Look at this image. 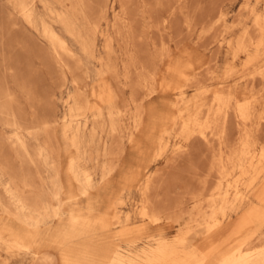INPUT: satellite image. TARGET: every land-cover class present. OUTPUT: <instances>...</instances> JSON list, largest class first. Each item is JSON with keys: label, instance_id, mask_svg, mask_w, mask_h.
I'll use <instances>...</instances> for the list:
<instances>
[{"label": "bare ground", "instance_id": "bare-ground-1", "mask_svg": "<svg viewBox=\"0 0 264 264\" xmlns=\"http://www.w3.org/2000/svg\"><path fill=\"white\" fill-rule=\"evenodd\" d=\"M243 10L247 11V19L234 26L227 25L225 13L203 23L199 34L219 31L213 41L217 39L221 48H227L229 59L222 66L216 60L213 65L209 61L211 67L207 66L206 72L183 73L178 105L172 108L175 115L166 119L168 127L164 129L159 122L144 120L134 100H125L116 89L109 105L100 102L92 110L80 72L64 66L73 75L83 100L66 115L68 124L60 144L55 143L54 148L49 140L45 146L34 148L26 142V134L16 130L12 137L23 151L19 168L6 178L10 162L0 166V183L9 201L6 204L0 200V206L13 216L6 221L0 218V249L7 257L0 264H10V258L19 255L47 260L45 249L49 247L38 241L37 230L47 221L60 219L70 203L91 197L96 179L105 189L110 188L109 181L126 167L129 152L134 153V163L122 187L141 194L142 218L155 224L173 220L175 211L182 206L168 202L171 209L166 211L164 198L169 199L172 192L180 189L190 195L194 208L187 224L174 237L160 234L140 247L125 225L127 220L123 221L116 211L112 196H101L106 207L93 215L88 230L97 225L105 232L110 226H120L117 236L127 242V247L120 243L96 247L93 255L97 264H264V6L260 10L259 6L245 5ZM81 20L61 17V23L93 55L94 28L88 23L87 32L79 29L76 24ZM163 25L168 29L170 21L165 20ZM187 25L196 30L192 22L187 21ZM45 34L56 54L76 58L56 31L46 29ZM112 44V40L108 42L107 59L102 61L105 75L116 67ZM131 54L127 69L134 67L136 73L129 84L150 98L158 91L156 80ZM151 63L156 64L157 58L153 57ZM143 111L148 113L144 108ZM172 138L178 143L165 164L155 168ZM50 149L56 154L53 161ZM43 179V186L39 185ZM27 188L32 196L26 194ZM182 215L183 211L175 223H180ZM70 234L69 239L82 235L76 229ZM70 245L64 248L67 252L81 251ZM64 264L84 262L80 256L68 258Z\"/></svg>", "mask_w": 264, "mask_h": 264}, {"label": "rangeland", "instance_id": "rangeland-1", "mask_svg": "<svg viewBox=\"0 0 264 264\" xmlns=\"http://www.w3.org/2000/svg\"><path fill=\"white\" fill-rule=\"evenodd\" d=\"M245 5L250 8L259 6L262 10L264 0H0V166L10 162L6 178L18 170L23 154L12 137L14 131L24 132L26 142L34 148L45 146L49 140L57 148L55 145L60 144L62 133L68 124L66 115L83 100L73 81V75L64 66L80 72L86 94L91 98L92 110L100 102L109 105L113 90L116 89L125 100H134V105L144 120L159 122L161 129L167 128L165 121L175 115L172 108L178 105V89L183 73L187 70L203 72L207 66L211 67V63L215 64V60L222 66L229 59L226 56L227 48H221L217 39L213 41L219 31L211 30L205 36L199 34L203 23L217 19L220 13L226 14L228 26L243 23L248 17L247 11L243 10ZM64 15L70 18L80 17L82 20L76 25L84 32L88 31V23L92 25L95 32V54L87 53L80 40L61 23ZM165 20L170 21L168 29L163 25ZM187 21L196 25V30H192ZM46 29H52L61 35L76 58H70L64 53L56 54L45 34ZM111 40L116 67L114 72L105 75L102 73V61L107 59L106 46ZM130 54L137 57L140 66L148 69L155 78L158 91L154 96L149 98L130 86L136 73L134 67L127 69ZM161 55L164 57L161 58ZM153 57L157 58L156 64L151 63ZM143 108L148 113L145 114ZM177 143L175 138L170 140L167 152L155 168L165 164ZM55 157V151L50 149V161ZM133 163L134 153L129 152L126 167L120 175L109 181L110 188L105 189L96 179L97 184L91 197H81L70 203L60 219L47 221L37 230V234L40 233L38 241L49 247L45 249V254L49 255L47 260H33L31 256L19 255L11 257L10 264H64L66 259H78L80 256L84 264H97L93 255L96 247H111L115 243L127 247V242L117 236L120 226H110L105 232L97 225L92 231L88 230L93 215L106 207L105 201L100 198L104 195L112 196L111 199L117 205L116 211L123 217V221L127 220L125 225L129 227L134 239L138 240V246H144L143 244L160 234L174 237L190 219V212L194 208L190 195L180 189L172 192L169 199L164 198L166 211L171 209L168 202H176L182 208L175 211L173 220L163 219L152 224L139 215L142 199L139 191H126L122 187ZM43 180L38 181L39 185L43 186L46 179ZM26 191L27 195L32 196L29 188ZM42 192L46 196L45 189ZM0 200L9 204L1 183ZM181 210L184 214L180 218L181 224L175 223ZM9 216L13 217L0 206V218L6 221ZM73 229L79 230L83 236L67 238ZM68 244L81 251L67 252L65 249ZM0 252V260L3 261L7 258L6 253L2 249Z\"/></svg>", "mask_w": 264, "mask_h": 264}]
</instances>
